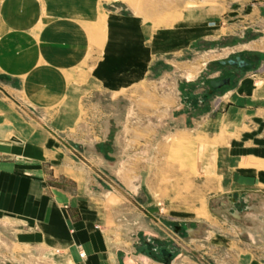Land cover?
<instances>
[{
    "label": "rangeland",
    "instance_id": "1",
    "mask_svg": "<svg viewBox=\"0 0 264 264\" xmlns=\"http://www.w3.org/2000/svg\"><path fill=\"white\" fill-rule=\"evenodd\" d=\"M262 4L0 0V139L12 144L26 125L48 129L60 158L82 167V182L89 171L92 189L127 198L146 219L150 229L138 235L143 254L164 264H233L232 241L240 237L247 254L248 228L215 209L229 206L234 142H243L226 121L230 92L242 79L264 80V21L252 23ZM129 15L142 22L147 46L179 37L169 22L186 16L197 40L187 54L152 56L144 74L113 89L95 72L106 58L109 21ZM201 28L208 30L203 38ZM237 56L249 65L221 63ZM184 64L194 78H186ZM139 67H128L129 74ZM227 77L230 85L212 88V80ZM67 117L70 124L60 128ZM163 250L171 253L167 260Z\"/></svg>",
    "mask_w": 264,
    "mask_h": 264
},
{
    "label": "crops",
    "instance_id": "2",
    "mask_svg": "<svg viewBox=\"0 0 264 264\" xmlns=\"http://www.w3.org/2000/svg\"><path fill=\"white\" fill-rule=\"evenodd\" d=\"M192 1L160 0L166 8L189 7ZM263 10V4L254 7L253 24L264 21ZM108 26L106 58L95 74L113 89L123 86L120 80L144 74L152 56L187 54L197 40L187 16L169 22V30L180 28L179 37L170 34L152 46L144 42L142 22L132 15L111 18ZM200 32L201 38L208 35L207 29ZM137 65L139 70L129 74L128 67ZM182 72L188 78L192 70L184 64ZM230 93L226 121L233 132L242 131L243 142H234L236 189L224 193L229 206L223 203L222 212L248 228L247 254L240 250V237L232 241L233 264H264V254L255 252L264 250V80L242 79ZM10 140L0 139V264H164L140 251L138 235L150 229L146 219L127 198L92 189L96 183L89 171L82 182V167L60 158L48 129L26 125L21 137ZM55 152L59 158L52 157Z\"/></svg>",
    "mask_w": 264,
    "mask_h": 264
},
{
    "label": "water",
    "instance_id": "3",
    "mask_svg": "<svg viewBox=\"0 0 264 264\" xmlns=\"http://www.w3.org/2000/svg\"><path fill=\"white\" fill-rule=\"evenodd\" d=\"M221 63L223 65H225V64L237 65L241 68L249 65V63L245 59H243L241 56H237L235 59H229L227 61H221ZM230 84H231L230 77L220 79V80H212L211 81V86L213 89H221L224 86H228ZM163 253L166 256V260L168 259V257L171 256V253H169L166 250H163Z\"/></svg>",
    "mask_w": 264,
    "mask_h": 264
},
{
    "label": "bare ground",
    "instance_id": "4",
    "mask_svg": "<svg viewBox=\"0 0 264 264\" xmlns=\"http://www.w3.org/2000/svg\"><path fill=\"white\" fill-rule=\"evenodd\" d=\"M185 76H186V75H185ZM194 76H195V75L192 74V73H191V74H188V79H189V78H194ZM177 131H178V130H177ZM221 212H222V211H221L220 209H219V210H218V209H215V214L219 215ZM203 215L206 216V217L209 216L207 213H203ZM206 217H205V218H206ZM113 234H114V233H113ZM114 235H115V234H114ZM111 236H112V235H111ZM114 238H116V237H114ZM119 243H120V242H119ZM119 243H118V244H119ZM114 244H115V243H114ZM122 244H123V243H122ZM119 246H120V245H119ZM122 246H123V245H122Z\"/></svg>",
    "mask_w": 264,
    "mask_h": 264
},
{
    "label": "flooded vegetation",
    "instance_id": "5",
    "mask_svg": "<svg viewBox=\"0 0 264 264\" xmlns=\"http://www.w3.org/2000/svg\"><path fill=\"white\" fill-rule=\"evenodd\" d=\"M230 79H231V77H230Z\"/></svg>",
    "mask_w": 264,
    "mask_h": 264
}]
</instances>
